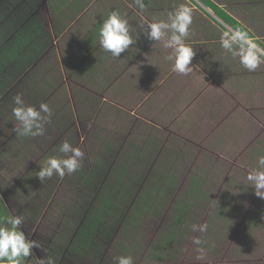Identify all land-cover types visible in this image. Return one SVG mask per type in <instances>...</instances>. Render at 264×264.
I'll return each mask as SVG.
<instances>
[{"label":"rangeland","instance_id":"obj_1","mask_svg":"<svg viewBox=\"0 0 264 264\" xmlns=\"http://www.w3.org/2000/svg\"><path fill=\"white\" fill-rule=\"evenodd\" d=\"M45 7L32 16L39 25L33 39L48 51L32 70L47 63L58 77L23 99L49 104L52 116L21 153L8 162L0 153V190L12 214L24 216L26 236L41 244L34 255L55 264H117L128 255L134 264H264V199L245 184L264 155V63L250 72L206 36L186 40L196 50L186 75L172 70L162 41L144 46L140 38L138 53L124 59L72 41V27L54 43L55 13ZM21 24L12 23L15 30ZM25 79L17 80V94ZM17 124L0 137V150ZM65 140L85 153L82 167L42 183L41 165L64 155ZM180 205L186 220L157 255L160 238L178 227ZM205 223L206 232L192 231Z\"/></svg>","mask_w":264,"mask_h":264},{"label":"clouds","instance_id":"obj_2","mask_svg":"<svg viewBox=\"0 0 264 264\" xmlns=\"http://www.w3.org/2000/svg\"><path fill=\"white\" fill-rule=\"evenodd\" d=\"M135 4L143 12L146 5L144 0H135ZM194 6L180 4L174 12H169L167 19L145 21L142 25L148 40L163 42L166 49H171V54L165 57L168 61H174L172 70L180 74L192 72L193 58L196 50L186 38L190 35V26L193 23ZM139 36L134 37L130 31L129 20L126 14L112 11L103 21L99 29V43L104 51L119 58L121 53L136 43ZM220 45L230 53L232 57H238L240 64L252 72L264 63V44L259 38L253 36L243 27H225L220 37ZM15 107L12 114L18 122L15 125L16 134L20 137H36L43 135L45 124L52 116V109L47 103H41L39 107L26 104L22 94L13 98ZM59 152L63 156H49L41 165L37 173L43 183L54 175L63 178L66 174H72L82 167L81 161L85 153L79 147H74L65 140L59 146ZM257 166L251 169L246 177L245 184L254 188V194L264 199V155L259 156ZM234 194L236 192H233ZM23 215H5L0 220V264H25L26 258L32 255L33 249L42 247L37 240L29 239L25 231L20 227L24 223ZM207 223L192 225V231L206 232ZM193 242L200 246V238H194ZM197 259H203L205 253L202 247L197 249ZM39 264H55L52 257L47 256L39 260ZM117 264H134L131 255L120 256Z\"/></svg>","mask_w":264,"mask_h":264},{"label":"crops","instance_id":"obj_3","mask_svg":"<svg viewBox=\"0 0 264 264\" xmlns=\"http://www.w3.org/2000/svg\"><path fill=\"white\" fill-rule=\"evenodd\" d=\"M27 1L28 0H0V25L6 26L9 31L8 33L1 32L0 54L3 53L1 56H3V61L7 63L5 68L8 71H12L8 76V82L12 83V88L16 87V78L21 79L23 76L24 78L27 76V78H32L30 74V72L33 71L31 41L28 42L23 50L18 52V58L13 52L7 54V57L4 54L10 45L11 49H15V40L20 35L23 36V38H26L27 36L28 39L31 37L30 25H27L29 24L30 18L27 17L30 12L29 8H27ZM213 1L224 9L227 17L236 21L238 24L237 26L247 29L253 36L259 38L262 44H264V0ZM69 3L71 4H68V1L64 0H60V2H58V0H41L39 9L37 8L41 11L44 5V7L46 6L45 12L47 8H52L55 13L54 19H51L50 17L51 31L54 36L53 42L55 43V40H59V38L62 37L70 27H72V31L69 30V32L71 31V36L69 38L72 41L79 43L81 46L87 43L90 48L95 47L96 45L98 46L100 44L99 29L101 28L103 21L107 19L112 11H119L121 14H126L132 35L134 37L139 36L136 43L131 45L128 50L121 53L119 58L122 59L127 55V51H130L133 54L138 53L135 46L141 42L140 38H143V42L145 40L147 41L144 43V46H147L148 42H154L148 40L146 34L143 33L144 29L142 25L145 21L151 22L159 19H167L168 13L174 12L182 3L194 6L193 23L190 26V35L186 38L188 42L190 40L195 42L191 37L197 38L206 36L205 41L210 40L220 44V37L224 28L236 27L223 17L219 16L212 7L202 0H144L146 7L143 12H141L135 4V0H72ZM60 8L62 9L60 10ZM14 15L16 21L23 23V25L17 30H15V27L12 25L13 22H16ZM194 15L201 16L204 20L203 22H205L208 27L203 29L197 26V19H195ZM243 19H248L250 24L245 23ZM76 22L77 24L81 23L79 28L77 27ZM85 28L87 34H84ZM74 29L77 30L74 31ZM49 35L51 38V32ZM207 37L210 39H207ZM108 54L111 53L103 51V55L106 56ZM41 57L38 61L40 65H42ZM130 58L131 57H129V59ZM90 71L93 72V70Z\"/></svg>","mask_w":264,"mask_h":264},{"label":"trees","instance_id":"obj_4","mask_svg":"<svg viewBox=\"0 0 264 264\" xmlns=\"http://www.w3.org/2000/svg\"><path fill=\"white\" fill-rule=\"evenodd\" d=\"M202 1L207 3L210 7H212L218 13L219 16L223 17L225 20L229 21L230 23H232L236 27H239V26H237L238 24L236 23L235 20H232V18L227 17V14L225 13L224 9L221 8L219 6V4H217L215 1H213V0H202ZM40 2H41V0H28L27 1V3H28L27 8H29V10H30V12L27 15L28 18L30 17L29 18V24H27V25H30L31 37L29 39L27 38V36H26V38H23V36H21V35L19 37H17V39L15 40V49H11V45H10L7 48V51L4 52L6 57H7V54H11V52H13L14 55H17V58H18V52L23 50L29 41H31L33 62H38L40 60V57L44 53L45 54L47 53V51H48L47 48L49 45L45 46L43 43L41 44L39 42L37 44V40L34 41V39H33L34 35L36 36L38 34L37 29L39 30V25L36 24V21L38 18L36 20L32 21V16L37 15L38 12L36 10H37L38 4ZM30 20H31V23H30ZM22 25L23 24L18 25L17 27L19 28V26H22ZM1 32L2 33H8L9 31H8L6 26L0 25V35H1ZM46 35H49V33H47ZM48 37H50V36H48ZM23 39H26V40H23ZM43 40H46V38H44ZM1 55H3V53L0 54V137H2L5 134H10V128H12L13 125L15 124V122H17L15 120V117L12 114V109L15 107V104L13 102V98L15 95H17V91H16L17 87L12 88L13 87L12 83L8 82V76L12 71L11 70L8 71L5 68L7 66V63H5L3 61V56H1ZM46 70L48 71V73L45 74ZM13 71H15V70H13ZM35 72L36 73H33V71L30 72L32 78L31 79L27 78L28 77L27 76L25 81L26 80H28V81L20 84V86H22V90H20V92H19L20 94L25 95L28 92L29 93H36L35 90H36L37 86H40V84L43 85V91H44L46 88H49L53 84L54 80H52V79L58 77L57 75H55L56 74L55 72H51V70L49 69V64H47V63L46 64L44 63L43 69L41 68L39 71H35ZM42 72H43V75H42ZM41 77L43 78L42 81H41ZM18 79L19 78H17L15 80L16 85H17ZM13 137L14 138H11V140L9 139V141L7 142V146H5V148L0 150L1 156L4 157L5 162H8V158L11 157L13 153H15V152L18 153L19 151H20L19 153H21L24 149H26L29 146L31 140L35 138V137H31V136L20 137L17 134H15V136H13ZM22 154L24 156L26 155V154H24V152ZM14 156L17 157V155H15V154H14ZM186 211L187 210H186L185 205L179 206L178 212L180 214L179 215L180 219H178V223H179L178 227L174 226L170 232H168L165 236L160 238V240L162 242H159L155 248V253L157 255L163 254L164 250L167 249V245L170 242L175 240V234L177 233L179 228L182 227V225L184 224V222L186 220L185 219ZM99 214H101V213L97 210L96 215H99ZM5 215H13V214H12L11 209L8 206V203L6 202V200L3 196V193L0 190V220H2ZM87 236H88V234H82L81 236L79 235V238H86ZM82 247H83V249L86 248V242L85 241L82 242ZM25 264H39V259L34 255V250L32 252V255H30L28 258H26Z\"/></svg>","mask_w":264,"mask_h":264}]
</instances>
